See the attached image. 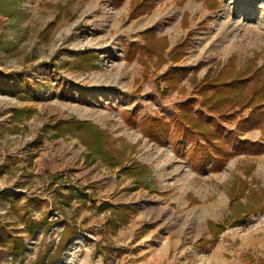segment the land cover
<instances>
[{
	"label": "rangeland",
	"instance_id": "374dc122",
	"mask_svg": "<svg viewBox=\"0 0 264 264\" xmlns=\"http://www.w3.org/2000/svg\"><path fill=\"white\" fill-rule=\"evenodd\" d=\"M147 30L167 41L164 55L128 59ZM232 58L238 69L264 64V0H0V264H264V207L250 212L264 205V153L243 145L264 144V132H239L234 155L213 169L194 164L184 137L158 143L140 125L169 121L184 101L201 109L196 83ZM176 66L188 76L164 92ZM71 119L108 131L119 150L127 143L126 164L148 166L150 188L89 158L76 131L59 134ZM24 219L39 222L34 232ZM176 235L181 244L161 251Z\"/></svg>",
	"mask_w": 264,
	"mask_h": 264
},
{
	"label": "trees",
	"instance_id": "16d2710c",
	"mask_svg": "<svg viewBox=\"0 0 264 264\" xmlns=\"http://www.w3.org/2000/svg\"><path fill=\"white\" fill-rule=\"evenodd\" d=\"M144 12L140 6L135 9L132 16L137 17ZM143 36L146 38L144 45H131L127 54L128 59L133 60L137 50L141 51L139 59L142 61L145 56L152 58L154 55H164L168 47L165 39H158L154 30L145 31ZM184 56L185 46L180 45L169 54V59L176 63ZM187 76L188 70L179 66L172 68L164 77L167 81V89L164 92L177 89L179 82ZM195 92L201 98V109H196V103L192 100L184 101L179 105V114L169 121L159 116L141 119L142 131L145 136L158 143L164 142L173 135L172 141L178 146L183 145L180 138L184 137L186 142L195 148L193 157L195 165L204 166L210 163L213 169H221L234 155L228 145L241 142L239 132H248L256 128L264 132V64L259 66L249 61L244 68L238 69L235 58H232L215 77H208L196 83ZM238 108L241 111L249 109L250 112L236 117L235 112ZM20 112L22 111L17 113ZM208 115L209 121H207ZM136 116V113L131 111L123 113L125 122L130 125L136 124ZM236 119L237 129L226 134L225 123ZM56 128L59 134L76 131L89 150V158H99L110 168L119 167L120 171L134 177L138 186L150 188L151 169L138 162L126 164L129 148L127 143H124V148L119 150L116 147L117 139L91 121L61 120ZM243 145L250 155L264 153L262 143L247 141ZM238 197L241 196L237 194ZM258 201H260L259 197ZM263 207L264 205L258 203L250 212L262 210ZM24 220L32 232L39 225L34 219ZM69 228L70 226L66 225L62 233L61 250L70 235ZM222 228V225L219 226L220 230ZM19 249L20 247L14 245V251L17 252ZM35 264H44V261L40 258Z\"/></svg>",
	"mask_w": 264,
	"mask_h": 264
},
{
	"label": "crops",
	"instance_id": "0c3cea01",
	"mask_svg": "<svg viewBox=\"0 0 264 264\" xmlns=\"http://www.w3.org/2000/svg\"><path fill=\"white\" fill-rule=\"evenodd\" d=\"M216 4H219V1H216L215 2ZM214 3V4H215ZM213 3H209V9H212V8H215V6L216 5H212ZM263 239H262V243H261V245L264 247V237H262ZM181 242H182V236H178V235H176L175 237H174V239H170V240H168V242H167V244L165 245V247H163L162 248V250L161 251H165V252H167L168 250H172V249H175V248H177L180 244H181Z\"/></svg>",
	"mask_w": 264,
	"mask_h": 264
},
{
	"label": "bare ground",
	"instance_id": "6f19581e",
	"mask_svg": "<svg viewBox=\"0 0 264 264\" xmlns=\"http://www.w3.org/2000/svg\"><path fill=\"white\" fill-rule=\"evenodd\" d=\"M244 11H247V13H248V7H246V9ZM75 45L76 46H83V44H79V43H76ZM79 114L82 116H86V114L88 115L87 111L79 112ZM130 133L134 139H138L140 137V134H136V132H134V131H131Z\"/></svg>",
	"mask_w": 264,
	"mask_h": 264
}]
</instances>
